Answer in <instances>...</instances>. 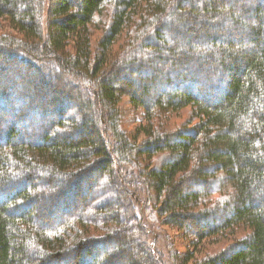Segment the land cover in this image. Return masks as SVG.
Returning a JSON list of instances; mask_svg holds the SVG:
<instances>
[{
  "label": "trees",
  "instance_id": "16d2710c",
  "mask_svg": "<svg viewBox=\"0 0 264 264\" xmlns=\"http://www.w3.org/2000/svg\"><path fill=\"white\" fill-rule=\"evenodd\" d=\"M0 20L13 30L0 52L47 74L49 103L68 106L13 113L36 126L0 124V264H156L133 202L148 187L167 224L203 225L200 240L252 232L241 247L174 264H264V0H0ZM126 70L152 88L127 91ZM37 79L21 77L15 95L34 97L23 85ZM124 95L145 112L142 144L120 129ZM10 106L0 85V110ZM186 108L192 129L157 123ZM163 153L161 167L126 172ZM96 174V202L67 201Z\"/></svg>",
  "mask_w": 264,
  "mask_h": 264
},
{
  "label": "rangeland",
  "instance_id": "374dc122",
  "mask_svg": "<svg viewBox=\"0 0 264 264\" xmlns=\"http://www.w3.org/2000/svg\"><path fill=\"white\" fill-rule=\"evenodd\" d=\"M239 6H241L240 3H238ZM245 7V5H243ZM251 8L246 10L245 14L243 15L244 18L250 19V16L248 12H251ZM13 30L10 29L9 24L4 21L0 20V35L4 33H13ZM223 32V31H222ZM247 49H243V52ZM248 52V51H247ZM239 54H242V52H238ZM197 55L191 56L192 59H194ZM211 65V64H210ZM144 71L141 73L142 75H146V80L148 79L147 68L144 67ZM210 69L212 71L213 69ZM11 70V71H10ZM142 71V70H141ZM209 71V70H208ZM127 72V73H126ZM55 73H58L57 70H55ZM149 75L151 72H148ZM30 76L31 78L37 79L39 82L37 84L34 83H25L23 85L24 89H30L32 92L36 93L34 97L26 100L21 101L19 99V96L17 97L15 95L16 91L20 92V95L23 94L21 92L20 87H17L15 83L21 79V77L24 76ZM47 74L41 73L34 70L31 65L26 66L25 64L19 63L16 60L11 59L9 55L2 54L0 52V85L2 86V90L7 93L8 96L11 98V106L8 108V110H0V124L3 121H7L9 119L12 120H19L21 124H28L29 126H36L38 123V118H29L25 120H20L18 115L13 116V113L17 111V109H40L44 111V116L48 117L50 113H57L59 115V110H62L60 112L61 115H63L64 112L67 113V104L66 106L64 103L51 105L49 103L50 97H47L45 95V88H47L51 84L50 80L47 78ZM40 77V78H39ZM121 76H119L120 78ZM140 76L133 75L132 73L128 72L127 70L124 71V75L122 76V80H117V82L120 84V86H123L126 88L125 84L133 85L134 88L131 87L130 89H127V91L138 94L140 93L141 88L145 87L148 89H151L152 87H147L145 85L144 79H142ZM30 79V78H29ZM124 80V81H123ZM29 81V80H28ZM48 81V82H47ZM134 81L139 82V84L133 83ZM142 81V82H141ZM135 84V85H134ZM48 85V86H45ZM177 86H183L186 85L183 81L179 80L176 84ZM183 89H187V87H184ZM163 92H169V88H163ZM188 90L194 91L192 88H188ZM202 99L204 101L210 102L212 101L210 96H207L203 92V94H200ZM130 98L126 95L122 96L120 99V102L118 104V108L120 110V129L125 132L128 137L133 141L134 139H137L138 144H142L146 137L144 134L141 133V129L148 125V121L145 118V112L143 109L139 107H135L130 103ZM64 106L66 108H64ZM64 108L65 110H63ZM192 109L186 108L183 109L177 113H170L164 115L161 119V121L157 122L160 123L163 126L164 132L167 133H175V132H184V130L192 129L197 122L192 121ZM65 113V114H66ZM44 117V118H45ZM48 121V118H46ZM39 122V124H47V122ZM8 123V122H7ZM30 127V128H31ZM3 128V125L0 127ZM25 137H34V135L30 134L29 131H26L25 134L23 133ZM2 140V132L0 131V141ZM168 156L167 154H157L152 158H147V162L144 164H133L132 166L126 168V172H129L130 174H137L140 172L139 166H141L142 169H145L144 166H151V167H161L163 159ZM146 158V157H145ZM132 174V175H133ZM95 180L93 177H88L86 179L80 180L79 183L80 186L78 192L74 190V193H68L67 201H77V199L80 201L78 203L79 205H82L84 202H89V198L93 195L96 196L95 198L91 199V202H96L97 199H99V191L97 187L93 186L94 182H96V176L94 175ZM145 178H142L141 183H143ZM71 197H73L74 200H71ZM66 201V202H67ZM133 202L136 206H138L137 213H138V219L140 226L146 231L147 233V243L153 250L157 262L156 264H174L176 262L182 263L183 259L185 257H194L195 260H206L208 257L218 255L221 252H224L228 247H233V245H236L235 247H241L243 240H245L248 236L252 234L251 230L247 227L241 226L235 229L234 233H228L226 235L207 238L204 240H200L196 233L201 232L200 225H187L186 228L175 226L172 224H167L168 219L166 217L160 216V212H158V202L156 195L152 189L149 187L146 190V194L141 192V189L138 190V192H135L133 196ZM52 205V204H51ZM61 204L60 206H62ZM40 206L43 210L48 211L49 207L47 204H44L43 202L40 203ZM68 206V205H66ZM66 206H62L66 208ZM77 207V206H76ZM53 210L59 211L58 206H54ZM74 211V212H73ZM77 209L75 210H69L68 213L72 214L75 213ZM55 214V213H54ZM56 216V215H55ZM128 216V215H127ZM125 216V217H127ZM65 215H60L59 218H64ZM190 227V228H189ZM102 250V249H101ZM101 250H97L96 253H100ZM101 255V254H99ZM128 255L127 253H124L123 256ZM191 255V256H188ZM90 259V258H89ZM88 261V259H87ZM123 262H120L119 264H125V260L122 259ZM86 264V262L84 263Z\"/></svg>",
  "mask_w": 264,
  "mask_h": 264
}]
</instances>
